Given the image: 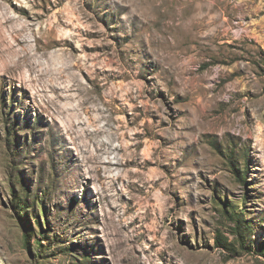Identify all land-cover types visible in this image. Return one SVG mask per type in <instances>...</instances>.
<instances>
[{"label":"rangeland","instance_id":"obj_1","mask_svg":"<svg viewBox=\"0 0 264 264\" xmlns=\"http://www.w3.org/2000/svg\"><path fill=\"white\" fill-rule=\"evenodd\" d=\"M0 3V264H264V0Z\"/></svg>","mask_w":264,"mask_h":264},{"label":"bare ground","instance_id":"obj_2","mask_svg":"<svg viewBox=\"0 0 264 264\" xmlns=\"http://www.w3.org/2000/svg\"><path fill=\"white\" fill-rule=\"evenodd\" d=\"M8 1L9 0H5ZM1 4V3H0ZM8 8V6H7ZM8 11L7 9L4 11L3 8H0V44L2 47H5L4 49L1 50V54L3 55V53H20L22 51H27L30 55V51L32 50V46H30L29 44H27V48L22 46L21 48H18L17 46L19 44H22V42H25L24 40V36L22 34V31H24L26 29V26L23 24H21V26L19 24H12L10 29H7V31L4 30V23L6 22H10L12 20V18L7 15ZM2 19H4V21H2ZM50 30H52L53 28H49ZM9 32V35L11 36V40L7 41V37H6V33ZM6 34V35H5ZM10 38V37H8ZM22 38V39H20ZM50 42H46V45H49ZM51 44L53 45H58V44H68V42L66 40H63V42H55L52 41ZM1 48V47H0ZM4 57V56H3ZM6 57V55H5ZM0 59L2 60V57H0ZM22 65V63H11L8 61H2V71H9L12 69V67H20ZM1 69V67H0Z\"/></svg>","mask_w":264,"mask_h":264},{"label":"trees","instance_id":"obj_3","mask_svg":"<svg viewBox=\"0 0 264 264\" xmlns=\"http://www.w3.org/2000/svg\"><path fill=\"white\" fill-rule=\"evenodd\" d=\"M240 178V177H239ZM243 179V177L240 179V180H242Z\"/></svg>","mask_w":264,"mask_h":264}]
</instances>
